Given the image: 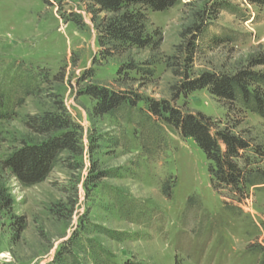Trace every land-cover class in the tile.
<instances>
[{"label":"rangeland","instance_id":"1","mask_svg":"<svg viewBox=\"0 0 264 264\" xmlns=\"http://www.w3.org/2000/svg\"><path fill=\"white\" fill-rule=\"evenodd\" d=\"M214 1L179 0L165 11H148L151 27L161 35L159 49L102 60L89 3L0 0V160L35 139L24 125L27 114L59 105L79 128L81 150L63 153L46 179L31 186L0 170V264H49L71 237L81 244L78 264H99L97 255L107 263L258 264L260 255L248 246L264 240V183L249 187L247 197L237 201L229 189L212 184L207 160L191 138L156 123L162 144L146 154L138 137L146 98L165 99L211 117L215 128H232L250 143L247 153L264 164V118L236 109L225 117V107L206 89L173 100L181 80L203 72L233 74L250 55L264 53V7L247 0H228L240 15L204 16L207 31L187 52L193 35L180 33L199 22L196 12ZM221 34L232 39L209 47L210 36ZM169 56L176 57L179 75L166 68ZM128 59L152 62L149 81L126 83L142 101L115 116H93L94 101L82 90L90 83L118 89L115 68ZM116 136L117 145L108 147L105 138ZM167 179L174 184L171 197L161 193Z\"/></svg>","mask_w":264,"mask_h":264},{"label":"trees","instance_id":"2","mask_svg":"<svg viewBox=\"0 0 264 264\" xmlns=\"http://www.w3.org/2000/svg\"><path fill=\"white\" fill-rule=\"evenodd\" d=\"M82 1L93 7L91 12L98 33L99 57L102 60L119 57L133 50L149 49L156 52L160 46L161 35L156 28L151 27L148 11H165L179 2V0ZM247 2L260 8L264 7V0H247ZM222 11L240 15L237 6L229 3L228 0H216L196 12L195 17L199 19V22L194 21L180 33L182 37L185 34L193 35L185 46L187 52L192 53L198 47V39L207 31L208 22L203 21V17L210 20ZM99 13H105L106 16L96 20L95 17H98ZM230 39L232 37L227 34L212 35L207 43L212 48ZM175 58V56H169L164 63L174 75H179L181 72L177 70L178 64L173 61ZM247 62L246 66L233 74L203 72L197 77L181 80L175 87L173 100H177L180 95L184 96L196 90L206 89L217 102L225 107V117L236 109L244 113H255L264 118V53L250 55ZM151 66L152 62L149 60L138 63L128 59L115 68L118 89L95 83L86 85L82 94L94 101L92 115L115 116L122 111L128 112L134 109L142 98L129 89L127 84L149 81L155 73ZM259 66L263 69H255ZM91 73L89 70L85 74L90 77ZM145 104V111L139 109L140 126L143 130L138 137L146 154L161 146L162 139L156 123H163L172 127L181 137L193 140L207 160L212 184L229 189L237 201L247 197L246 192L249 187L264 183V164L247 153L250 143L242 136L235 134L232 128L228 126L215 128V121L211 117L202 112L183 111L165 99L146 98ZM24 125L35 135V139L21 142L9 155L0 160V170L8 172L20 185L31 186L44 181L53 167L62 160L63 153L80 155L76 132L79 128L71 121L62 105L53 111L27 114ZM145 132L146 134H143ZM92 141L93 139L90 138V145ZM104 141L110 143L108 147H114L119 137L116 136L114 140L105 138ZM253 149L260 153L258 148L253 147ZM91 150L92 146H90ZM168 180H165V184L162 185L161 193L171 197L174 184ZM1 195L0 191V197ZM106 234L113 237L108 230ZM73 238L71 237L58 248L49 264H78L76 249L82 253V248L79 239ZM250 247L251 251L260 255L258 264H264V240L248 246ZM95 262L145 264L133 259H126L121 263L101 262L99 255L95 257Z\"/></svg>","mask_w":264,"mask_h":264}]
</instances>
